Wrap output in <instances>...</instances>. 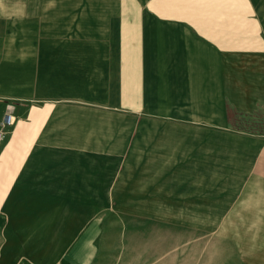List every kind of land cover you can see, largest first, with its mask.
<instances>
[{"label": "crops", "instance_id": "crops-1", "mask_svg": "<svg viewBox=\"0 0 264 264\" xmlns=\"http://www.w3.org/2000/svg\"><path fill=\"white\" fill-rule=\"evenodd\" d=\"M248 3L0 0V264H264Z\"/></svg>", "mask_w": 264, "mask_h": 264}, {"label": "rangeland", "instance_id": "rangeland-1", "mask_svg": "<svg viewBox=\"0 0 264 264\" xmlns=\"http://www.w3.org/2000/svg\"><path fill=\"white\" fill-rule=\"evenodd\" d=\"M241 3H242V5L243 4H245V5H247V4H249L248 3V0H241ZM248 27H251V22L250 23H248L247 21H245V22H242L241 21V28H248Z\"/></svg>", "mask_w": 264, "mask_h": 264}, {"label": "built area", "instance_id": "built-area-1", "mask_svg": "<svg viewBox=\"0 0 264 264\" xmlns=\"http://www.w3.org/2000/svg\"><path fill=\"white\" fill-rule=\"evenodd\" d=\"M3 123H4V121H3ZM0 139H1V133H0Z\"/></svg>", "mask_w": 264, "mask_h": 264}]
</instances>
